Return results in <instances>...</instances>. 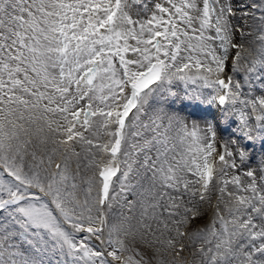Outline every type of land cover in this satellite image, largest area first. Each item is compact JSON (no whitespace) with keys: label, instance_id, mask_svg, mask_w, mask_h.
I'll list each match as a JSON object with an SVG mask.
<instances>
[{"label":"snow or ice","instance_id":"1","mask_svg":"<svg viewBox=\"0 0 264 264\" xmlns=\"http://www.w3.org/2000/svg\"><path fill=\"white\" fill-rule=\"evenodd\" d=\"M0 264H264V0H0Z\"/></svg>","mask_w":264,"mask_h":264}]
</instances>
